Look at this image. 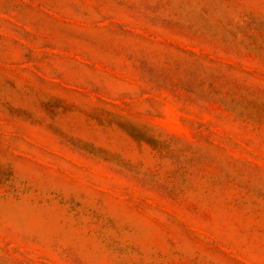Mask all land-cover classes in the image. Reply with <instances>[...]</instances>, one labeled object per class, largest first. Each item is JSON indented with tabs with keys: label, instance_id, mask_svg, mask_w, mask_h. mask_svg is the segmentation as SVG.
Returning a JSON list of instances; mask_svg holds the SVG:
<instances>
[{
	"label": "rangeland",
	"instance_id": "rangeland-1",
	"mask_svg": "<svg viewBox=\"0 0 264 264\" xmlns=\"http://www.w3.org/2000/svg\"><path fill=\"white\" fill-rule=\"evenodd\" d=\"M0 264H264V0H0Z\"/></svg>",
	"mask_w": 264,
	"mask_h": 264
}]
</instances>
